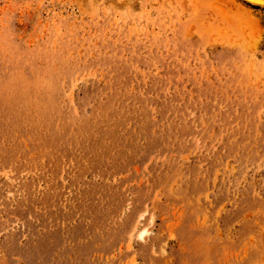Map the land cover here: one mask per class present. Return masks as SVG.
<instances>
[{
  "label": "rangeland",
  "instance_id": "1",
  "mask_svg": "<svg viewBox=\"0 0 264 264\" xmlns=\"http://www.w3.org/2000/svg\"><path fill=\"white\" fill-rule=\"evenodd\" d=\"M0 264H264V0H0Z\"/></svg>",
  "mask_w": 264,
  "mask_h": 264
},
{
  "label": "bare ground",
  "instance_id": "2",
  "mask_svg": "<svg viewBox=\"0 0 264 264\" xmlns=\"http://www.w3.org/2000/svg\"><path fill=\"white\" fill-rule=\"evenodd\" d=\"M244 1L256 4L257 1L260 2L261 0H256V1H255V0H254V1H252V0H244ZM259 4H260V3H259ZM11 110H12V109H11Z\"/></svg>",
  "mask_w": 264,
  "mask_h": 264
}]
</instances>
